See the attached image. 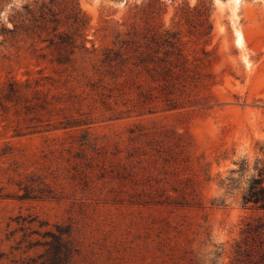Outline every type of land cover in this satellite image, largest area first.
I'll use <instances>...</instances> for the list:
<instances>
[{
    "label": "rangeland",
    "instance_id": "374dc122",
    "mask_svg": "<svg viewBox=\"0 0 264 264\" xmlns=\"http://www.w3.org/2000/svg\"><path fill=\"white\" fill-rule=\"evenodd\" d=\"M77 1L80 31L72 0H0V264H34L57 225L70 230L71 264H212L218 245L217 264H244L236 243L264 214L242 205L252 170L238 171L264 146V0ZM165 30L181 37L168 57L155 42ZM106 48L121 52L114 61H193L198 77L177 107L110 118L91 86ZM12 78L19 100L2 97ZM120 88L116 111L136 100L135 85ZM72 117L92 122L54 128ZM26 185L38 196L22 198ZM256 238L249 260L264 252Z\"/></svg>",
    "mask_w": 264,
    "mask_h": 264
},
{
    "label": "trees",
    "instance_id": "16d2710c",
    "mask_svg": "<svg viewBox=\"0 0 264 264\" xmlns=\"http://www.w3.org/2000/svg\"><path fill=\"white\" fill-rule=\"evenodd\" d=\"M50 2H55V0H50ZM71 9L69 12V19L71 23H68L69 27L75 28L77 31L83 30L87 27V18L79 6L77 0H72ZM209 11V7L205 8ZM46 14L51 15L52 22L56 23V27L60 26L61 18L58 17V13L54 8L49 7ZM207 14V13H206ZM207 20V19H206ZM208 30L206 33H210L212 25H208ZM164 38L155 40L160 45L169 46L166 50L167 57L171 55V52H175V48L180 44L181 37L178 32H171L165 30L162 33ZM66 40L63 39V42ZM75 42V41H74ZM125 43V41H122ZM68 43V42H67ZM87 48V47H86ZM74 51L72 50V53ZM180 54L177 58L180 60L182 55V50L176 52ZM121 55L120 51L114 50L113 48H106L104 51L103 61H96V70L99 75V82L92 81L91 86L99 94L102 103L112 111L109 115L110 118H117L124 116V114H131L133 111L139 114L144 111L152 112L158 106L159 101L164 102V107L174 108L180 105L176 93L178 90L184 91L186 87L195 83L197 79L196 70L193 68V61H114ZM168 60V59H167ZM60 63H67L72 61H59ZM128 67H136V77L141 78L146 76V80L151 83L145 86L141 79L135 81L130 72H128ZM47 76H43L36 79V82L41 84V81ZM107 77L113 80V83H117L119 86H108L111 83L108 82ZM122 78V81L119 79ZM128 83L136 86V100L132 103V107L126 102L124 105L125 109H119L116 111L111 105V99L116 98L125 92H120L122 85H127ZM131 86V85H130ZM36 92H40L37 90ZM2 97L7 100H19L23 97L24 91L22 87V82L18 79H9L7 84L1 89ZM117 99V98H116ZM91 119L88 117H72L61 120L55 123L54 128H80L81 126L91 123ZM88 132L84 130L82 133L83 141L82 145L86 144L88 140ZM252 170V171H251ZM238 171L241 175H245L248 171H251L247 179V186L242 195V205L244 207H249L256 210H261L264 212V146L261 147V154L259 153L252 165L250 167L249 160L244 158L240 162V168ZM22 198L27 197H37L38 195H32V190L29 185L25 186V192L21 195ZM242 233L244 234L243 240L237 241L235 248V259L238 263L244 264H263L264 262V252L261 253L259 260L251 259V253L248 249L244 247L248 244L249 240L257 241L256 237H264V214L249 220ZM46 234L49 236V240L46 242L47 249L45 252L40 254L37 258L32 257L31 261L34 264H71L72 256L74 254V246L70 238L71 233L67 227L57 225L56 230H48ZM262 244L264 240H261ZM224 252L223 246L218 245L217 249L214 251L215 257L211 258L212 264H217L218 259L222 256ZM4 252H0V257H2ZM197 255L195 256V258ZM41 259V260H40ZM248 260V261H246Z\"/></svg>",
    "mask_w": 264,
    "mask_h": 264
},
{
    "label": "bare ground",
    "instance_id": "6f19581e",
    "mask_svg": "<svg viewBox=\"0 0 264 264\" xmlns=\"http://www.w3.org/2000/svg\"><path fill=\"white\" fill-rule=\"evenodd\" d=\"M234 1V6H238L240 0H233ZM238 30V29H237ZM237 43L242 45L243 44V36H242V33L238 30L237 31Z\"/></svg>",
    "mask_w": 264,
    "mask_h": 264
}]
</instances>
